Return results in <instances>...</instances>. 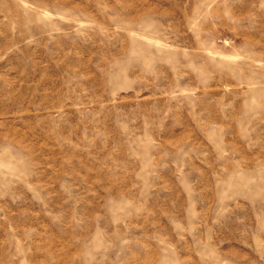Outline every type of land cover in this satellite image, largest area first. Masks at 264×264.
Here are the masks:
<instances>
[{
  "label": "rangeland",
  "instance_id": "rangeland-1",
  "mask_svg": "<svg viewBox=\"0 0 264 264\" xmlns=\"http://www.w3.org/2000/svg\"><path fill=\"white\" fill-rule=\"evenodd\" d=\"M0 264H264V0H0Z\"/></svg>",
  "mask_w": 264,
  "mask_h": 264
}]
</instances>
